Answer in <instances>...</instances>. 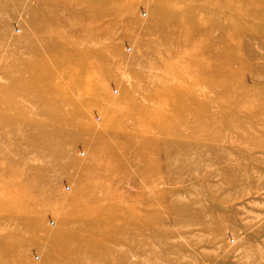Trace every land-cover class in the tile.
<instances>
[{
    "label": "rangeland",
    "instance_id": "obj_1",
    "mask_svg": "<svg viewBox=\"0 0 264 264\" xmlns=\"http://www.w3.org/2000/svg\"><path fill=\"white\" fill-rule=\"evenodd\" d=\"M0 264H264V0H0Z\"/></svg>",
    "mask_w": 264,
    "mask_h": 264
}]
</instances>
